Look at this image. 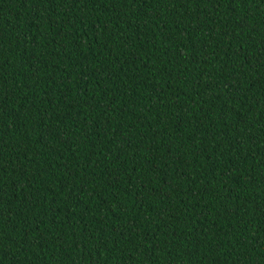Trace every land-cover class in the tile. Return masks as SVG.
<instances>
[{"label": "trees", "instance_id": "16d2710c", "mask_svg": "<svg viewBox=\"0 0 264 264\" xmlns=\"http://www.w3.org/2000/svg\"><path fill=\"white\" fill-rule=\"evenodd\" d=\"M0 264H264V0H0Z\"/></svg>", "mask_w": 264, "mask_h": 264}]
</instances>
